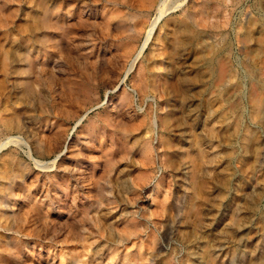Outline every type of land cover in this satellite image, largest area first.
Instances as JSON below:
<instances>
[{"label":"rangeland","instance_id":"obj_1","mask_svg":"<svg viewBox=\"0 0 264 264\" xmlns=\"http://www.w3.org/2000/svg\"><path fill=\"white\" fill-rule=\"evenodd\" d=\"M14 7L13 0L1 1V15ZM184 8V15L176 12L162 21L158 46L144 54L141 95L125 81L129 110L120 104V92L107 96L112 110L105 101L115 81L103 74L105 62L95 58L110 48L117 26L131 24L125 10L91 37L99 52L93 54L96 61L89 57L83 63L95 66V96L88 92L89 71L77 66L81 60L66 66L48 62L35 78L23 60L25 50H35V56L58 46L43 41L49 36L43 28L38 39L22 42L26 38L15 21L7 33L9 45L0 47V141L19 135L35 159L49 161L73 124L63 110L98 107L83 124L88 140L74 132L64 166L41 172L37 181L26 176L41 169L23 145L0 153V264H264V0L196 7L195 21L210 20L204 28L191 25L194 8ZM221 11L225 27L211 26ZM178 20L188 29L178 28ZM81 34L65 33L57 42L75 58L72 47ZM45 75L52 79L50 87L42 82ZM108 110L119 127H104ZM154 113L162 127L158 140L148 138L154 152L147 164L140 150ZM45 125L63 131L52 152L45 148L50 135ZM98 130L112 134L114 144L105 145ZM32 136L40 139L32 142ZM153 183L159 184L155 193ZM68 193L73 205L64 210ZM24 199L37 239L35 231L21 228L23 215L13 219L9 209ZM56 206L65 212L56 213ZM25 241L36 242V250L41 245L42 260L33 254L23 261Z\"/></svg>","mask_w":264,"mask_h":264},{"label":"bare ground","instance_id":"obj_2","mask_svg":"<svg viewBox=\"0 0 264 264\" xmlns=\"http://www.w3.org/2000/svg\"><path fill=\"white\" fill-rule=\"evenodd\" d=\"M1 1L3 0H0V2ZM226 1L227 0H13L15 7L7 14L1 15L0 13V31H2L3 34L0 39V47H6L9 45L7 33L15 27V21H20L17 27L21 31L22 38H26L22 42H30L32 38H37L40 28L48 30L49 36L44 38L43 41L45 43H53L58 47H46L47 51H44L43 55L35 53V56H32L33 53H31L35 52V50L31 51V49H26L23 56L26 67L28 70H32L35 78L41 77V72L48 62L53 65L59 62V64L62 63V65L65 64L66 66L69 61L73 60L78 62V60H81V64L77 66L79 69L83 68L84 70L86 69L85 71H89L87 75L91 82L88 92L90 95L95 96L96 86H94V84L97 80L95 66L91 63V61L87 64H84L83 62L84 60L87 62L91 59L95 60V58H99L105 62L106 70L103 74L112 77L115 81V84L112 85V89L104 94L106 95L105 101L110 103L109 106L112 110V108H114V102H112V99L107 96L110 91L120 92L122 96L119 97L118 100L124 109L129 110L130 107L127 105L126 100L128 99V95L123 89V86L125 81L130 79V81H132L135 85L132 91L137 97L141 95L140 90L141 85L143 84L141 77L144 70V54L147 49L149 54H152L154 52L153 47L158 46L160 41L159 36L162 31V21L169 15L176 12H180V14L184 15V13L187 12L186 8H184L185 5L190 4L194 8V10L188 15L190 24L196 27L204 28L210 25V20L203 16L198 21H195L193 14L196 12V7H200V9L203 7H211L214 9L217 8L218 2L225 3ZM123 10L126 11V15L130 18L131 24L129 26H117L118 31L115 38L110 42V48L102 51V56H95L94 58L93 54L98 53L100 47L90 41L94 31H100L107 25L112 24V22L114 24ZM130 10L135 12H129ZM175 24L183 31L188 29V25L184 24L182 20L176 21ZM212 25H219L221 28L225 27L226 14L224 11L220 12V19L215 24H211V26ZM79 32H82L81 42L72 47V51L76 56L74 58L70 54V50L68 48L65 49V47L60 46L57 42V37L65 33L76 35ZM87 47L90 48L88 49ZM54 51H60V55L55 56ZM1 55L2 53H0V57ZM89 57H91V59ZM53 65L50 66L52 67ZM230 78V76H227L225 82L226 85L230 81ZM42 82H45L47 87L52 85V79L48 75H45L42 78ZM34 83L37 82L34 81ZM75 89L77 90V88L71 87L70 91H75ZM151 100L152 105L149 106H153V102L155 101L154 97ZM105 101H101V104H105ZM154 104L156 109V103ZM97 107L98 106L86 108L81 113L79 111L63 110V114L65 116L73 119V124L70 127V130H68L69 134L64 141L62 149L54 154L53 158L49 161L35 159L31 155L29 143L16 134V136H9L0 141V153L9 145H23L27 149L29 158H32L34 164L41 169L27 171L26 176L28 178H34L37 181L38 177L42 176L41 172H49L50 169L57 171L64 166V163L67 160L64 159V156L71 145V136L74 132L78 130L79 134L77 137H79V139H83V141L88 140L86 135L89 133V129L83 127V124L85 121L88 122V114ZM111 110H108L104 116V127L117 128L120 126V121L117 117L113 116ZM139 120L144 122L145 119L140 117ZM161 127L162 123L160 122V118L156 115V113L152 114L148 127L145 128L143 146L140 150L144 162L147 164L152 163V152H154V148L148 138L153 135L156 136V139L158 140ZM45 129H47L48 133H50L47 141L45 142V148L47 152H52L57 149V144L60 141V138L63 137V131L57 129V131L54 132L53 127L48 125H45ZM97 132L99 137H103V143L105 145L106 143H108L109 146L114 144L115 138L112 134H105V130H98ZM31 139L32 142H36L40 139V137L32 136ZM155 149H160V144H158ZM68 159L70 158L68 157ZM158 189L159 184L153 183L151 191L155 193ZM64 197L65 201L63 203V209L65 210V207H67V209H71L73 205L71 193L64 195ZM25 198L28 199L29 196L26 195ZM26 202H28L26 199L20 200L16 205H12L11 207L9 206L10 208H8L11 211L13 219L18 217L19 214L20 216L23 215V217L20 218V221L23 223L21 228L28 229V232H34L35 229L31 228L32 222L28 217H26L27 214H25L26 207L24 208L23 205L26 204ZM53 205H56L55 201L53 202ZM63 209L60 206H56L54 208L58 214L65 212ZM169 218L171 219L170 216ZM23 235L28 236L26 233ZM34 235L36 239L39 237L37 231H35ZM24 243L29 246L23 253L24 262L32 260L33 254L37 255V259L42 260L43 255H41L42 248L40 244L37 245L39 248L36 250V242L25 241ZM35 250L37 253H35ZM150 253L149 255H151Z\"/></svg>","mask_w":264,"mask_h":264}]
</instances>
